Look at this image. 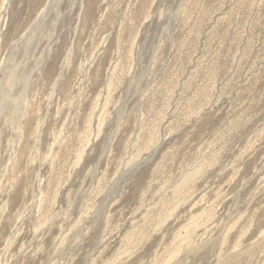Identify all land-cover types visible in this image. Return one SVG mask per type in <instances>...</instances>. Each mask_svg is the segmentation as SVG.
<instances>
[{"label": "rangeland", "instance_id": "rangeland-1", "mask_svg": "<svg viewBox=\"0 0 264 264\" xmlns=\"http://www.w3.org/2000/svg\"><path fill=\"white\" fill-rule=\"evenodd\" d=\"M0 264H264V0H0Z\"/></svg>", "mask_w": 264, "mask_h": 264}]
</instances>
